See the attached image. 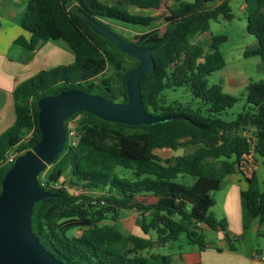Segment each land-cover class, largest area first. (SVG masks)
Listing matches in <instances>:
<instances>
[{
    "label": "trees",
    "instance_id": "1",
    "mask_svg": "<svg viewBox=\"0 0 264 264\" xmlns=\"http://www.w3.org/2000/svg\"><path fill=\"white\" fill-rule=\"evenodd\" d=\"M162 1L72 3L111 30L108 22L124 26L152 23V17L131 13L123 4L155 9ZM176 1L178 5L170 9V20L159 41L141 45L126 40L142 47L162 45L152 55L154 70L139 82L140 94L149 115L176 118L129 126L78 111L69 117L81 115L78 143L64 145L52 164L38 175L39 185L51 195L34 204L31 228L45 250L63 264H170L168 254L142 252L155 245L176 242L181 234L204 250L200 232L203 225L221 230L228 247L236 240L230 237L226 218H218L209 211L215 202L208 190L237 170L243 154L258 156L264 165V79L247 84L242 110L234 119H225L239 98L225 93L219 83L209 84L207 77L225 66L219 46L227 37L211 35L204 43L194 39L209 30L210 21L233 17L231 0ZM242 1L246 31L258 41V46L245 50L243 56L264 61V0ZM20 25L30 36L16 38V44L33 49L40 40L62 39L73 51L74 60L41 70L13 89L15 120L0 134V190L1 180L12 165L4 163L6 153L15 147L21 154L40 138L36 104L40 97L78 89L124 102L125 75L138 63L94 33L69 10L67 0H27ZM107 67L111 73L99 77ZM178 87H185L191 100L167 104L165 92ZM29 129H33L32 138L24 142L23 136ZM179 146L194 148L166 157L156 152L175 151ZM118 166L131 170L133 177L119 176L115 172ZM67 172L71 186L81 185L101 193L72 194L60 183ZM186 175L196 181H177ZM246 179L248 186L240 196L250 217L260 226L257 233L264 236V183L260 189L253 175ZM126 209L139 214L143 234L154 231L157 238L123 232L116 221L120 211ZM76 229L81 230L80 235L73 234ZM246 229L243 224V230Z\"/></svg>",
    "mask_w": 264,
    "mask_h": 264
},
{
    "label": "water",
    "instance_id": "2",
    "mask_svg": "<svg viewBox=\"0 0 264 264\" xmlns=\"http://www.w3.org/2000/svg\"><path fill=\"white\" fill-rule=\"evenodd\" d=\"M69 10L83 19L90 29L110 41L123 53L137 60L124 78L127 99L112 101L82 90L61 91L37 100L40 138L35 145L16 156L1 180L0 264H63L40 244L31 228L33 206L51 195L41 188L38 175L57 158L65 145L64 121L78 111L105 121L129 126L151 124L176 118L152 116L143 108L139 82L155 67L153 53L162 45L142 47L117 36L106 26L67 0Z\"/></svg>",
    "mask_w": 264,
    "mask_h": 264
},
{
    "label": "crops",
    "instance_id": "3",
    "mask_svg": "<svg viewBox=\"0 0 264 264\" xmlns=\"http://www.w3.org/2000/svg\"><path fill=\"white\" fill-rule=\"evenodd\" d=\"M233 1L235 0L230 2ZM26 6L27 0H0V134L15 120L13 89L41 70L69 64L74 60L73 51L62 39L40 40L33 49H27L15 43V39L20 36L25 39L30 36L20 25V19ZM241 9L245 12L243 1ZM206 33L201 34V37H207ZM249 36L250 34L247 33L244 44L229 49L228 53L232 60L235 56H243L245 50L258 46V41ZM251 58L258 57H248L246 60ZM253 64L255 67L251 70L248 67L238 69L235 66L227 67L225 61V66L220 70L222 73L219 84L222 90L235 95L241 89L244 90L250 81H257L253 77H262L264 61L255 59ZM171 151L164 149L156 152L166 157L173 155ZM252 160V175L261 189L264 183V165L262 159L254 154ZM247 177L248 175H245L237 166L235 172L227 174L219 183H213L214 189L222 192V217L227 220L230 237L236 239L231 243V247H228L222 231L218 229L215 230L216 244L206 242L204 250H200L198 246L187 241L188 246L181 244L178 250L168 253L170 264H264V236L257 233L260 226L256 219L250 217L240 196V192L248 186ZM121 212L124 210L120 211V216ZM243 224L247 225L246 230H243ZM203 228L208 229L209 227L203 225ZM135 235L147 237L144 236L145 234Z\"/></svg>",
    "mask_w": 264,
    "mask_h": 264
},
{
    "label": "rangeland",
    "instance_id": "4",
    "mask_svg": "<svg viewBox=\"0 0 264 264\" xmlns=\"http://www.w3.org/2000/svg\"><path fill=\"white\" fill-rule=\"evenodd\" d=\"M109 3V2H108ZM242 0H235L233 2H230V9L233 17L231 19H224L219 18L217 21H210L209 24V30L206 33V36L201 37V35L195 37L194 42L196 43H204L206 42L210 35H226L227 40L220 44L219 50L224 56L225 61L227 62V67L235 66L238 69L243 68H249L250 70L255 67L253 64L255 59L259 58H251L250 60H246L242 55L235 56V59L232 60L231 56L229 55L228 51L233 46L242 45L245 43V37L247 36V33L245 31L246 27V20H245V12L241 9ZM127 10L134 14H140V15H146L153 18L152 23L149 26H124L122 24H115L112 22H108L110 25V28L113 32L117 33L118 35L122 36L125 40H130L131 42H134L136 44H149L152 42L159 41L162 36L165 33V25L170 20L169 11L170 9H173L174 7H177L178 1L176 0H163L161 4L155 8V9H139L134 6L126 5ZM249 37L253 38L252 35ZM111 73V69L107 67L104 72L99 75V77L108 75ZM222 71H215L211 73L208 78L209 84H215L220 83ZM263 79L264 75L262 77H253L254 80ZM245 93L244 90H240L235 94L239 98V100L236 102V104L229 109L227 112L228 114L224 116L225 119L231 120L234 119L236 114L242 110V107L245 104V98L243 94ZM165 100L166 103H171L173 100H177L180 102H187L191 100L190 93L186 90L185 87H178L175 91H166L165 92ZM193 146H179L177 150L171 151L173 155L176 154H182L186 152H191L193 150ZM115 172L119 176H125L128 178H132V172L129 169H124L122 167H116ZM69 172H67L60 181L66 185H69L70 187H75L77 194L79 193H90L93 195H99L101 193V190L97 191H89L88 189L82 187L81 185L78 186H71L69 184ZM177 181H183L188 184H191L192 182L196 181V178L191 176H184L183 178L178 177ZM106 191V189H104ZM208 193L210 196L212 195V198L215 201V204L210 208V212L214 213L217 217H222L223 215V207L221 202V195L222 192L219 190H215L213 186H210ZM139 199H142L139 197ZM144 201H150V197L143 198ZM122 215L120 218L116 221V224L122 229L123 232L133 233V234H141L144 235L141 230L139 229V214L134 209H126L124 212H121ZM200 232L203 235L204 241L206 242H212L213 244L217 243V234L215 230L208 228L204 229L201 228ZM68 234H72V231H69ZM74 235H80L81 230L76 229L73 231ZM152 240H155L157 238V235L154 231H150L148 235H144ZM186 245L187 240L184 234L180 235V238L176 242H172L169 245L161 246L155 245L153 248L143 251V254H168L172 253L175 250H178L179 245ZM236 246H238L237 243H235Z\"/></svg>",
    "mask_w": 264,
    "mask_h": 264
},
{
    "label": "built area",
    "instance_id": "5",
    "mask_svg": "<svg viewBox=\"0 0 264 264\" xmlns=\"http://www.w3.org/2000/svg\"><path fill=\"white\" fill-rule=\"evenodd\" d=\"M81 115L77 114L74 117H71L67 119L66 121V138H65V145L67 146H75L78 143L79 134L77 131L78 122L80 120ZM33 129H29L26 131L25 135L23 136L22 141L27 142L32 138ZM20 152L17 150V148L10 149L4 158V163H12L17 155H19ZM252 153L251 154H243L238 162V166L240 167L241 171L248 175V177H251L252 175ZM61 185L66 188L69 192L72 194H77L75 187H70L69 185H66L62 182H60Z\"/></svg>",
    "mask_w": 264,
    "mask_h": 264
}]
</instances>
